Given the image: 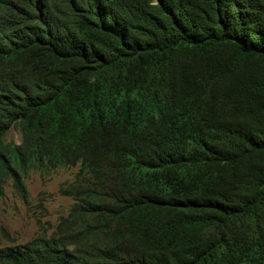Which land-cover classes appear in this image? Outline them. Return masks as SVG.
<instances>
[{
    "label": "trees",
    "instance_id": "obj_1",
    "mask_svg": "<svg viewBox=\"0 0 264 264\" xmlns=\"http://www.w3.org/2000/svg\"><path fill=\"white\" fill-rule=\"evenodd\" d=\"M60 169L0 264H264V0H0V198Z\"/></svg>",
    "mask_w": 264,
    "mask_h": 264
},
{
    "label": "rangeland",
    "instance_id": "obj_2",
    "mask_svg": "<svg viewBox=\"0 0 264 264\" xmlns=\"http://www.w3.org/2000/svg\"><path fill=\"white\" fill-rule=\"evenodd\" d=\"M6 141L19 142L13 128ZM75 169H60L51 176L33 173L26 180L27 194L22 198L11 183L0 198V249L24 244L40 233H50L59 218L67 215L72 201L60 194V185L71 181Z\"/></svg>",
    "mask_w": 264,
    "mask_h": 264
},
{
    "label": "clouds",
    "instance_id": "obj_3",
    "mask_svg": "<svg viewBox=\"0 0 264 264\" xmlns=\"http://www.w3.org/2000/svg\"><path fill=\"white\" fill-rule=\"evenodd\" d=\"M38 235V234H37Z\"/></svg>",
    "mask_w": 264,
    "mask_h": 264
}]
</instances>
